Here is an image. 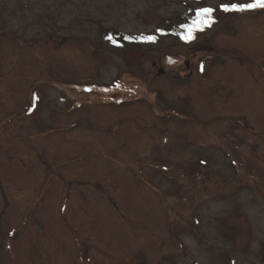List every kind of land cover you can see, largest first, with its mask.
<instances>
[{"label": "rangeland", "instance_id": "1", "mask_svg": "<svg viewBox=\"0 0 264 264\" xmlns=\"http://www.w3.org/2000/svg\"><path fill=\"white\" fill-rule=\"evenodd\" d=\"M249 2L0 0V264H264Z\"/></svg>", "mask_w": 264, "mask_h": 264}, {"label": "snow or ice", "instance_id": "2", "mask_svg": "<svg viewBox=\"0 0 264 264\" xmlns=\"http://www.w3.org/2000/svg\"><path fill=\"white\" fill-rule=\"evenodd\" d=\"M257 9L264 10V0H252L249 3H231V4H222L220 6V10L225 13L228 12H248V11H255ZM216 9L210 7H202L196 13V20L193 21L191 25L185 24L183 25L187 35L183 38L186 41H191L195 39L194 32L196 31H203L205 27H211V25L215 22L213 19V13ZM108 39L116 44L117 41L114 37L109 36ZM149 40L154 41L155 37H149ZM119 46V45H118Z\"/></svg>", "mask_w": 264, "mask_h": 264}, {"label": "trees", "instance_id": "3", "mask_svg": "<svg viewBox=\"0 0 264 264\" xmlns=\"http://www.w3.org/2000/svg\"><path fill=\"white\" fill-rule=\"evenodd\" d=\"M194 20H196V18L194 16L189 17L187 20H183V21L179 22V24H176V26H172V28L169 29L168 31H162V33L167 32V34L174 35V36L181 35V34L187 35L183 25H185V24L191 25ZM196 32H199V31H196ZM196 32H194V35ZM112 37H114L115 40L119 39V38H116V36H114V32H112ZM145 37L146 36H144V37L141 36L140 38H136V37L132 38V37L122 35L123 40H125L127 43L129 42L131 45H133V44L144 45V44H149L152 42L151 40L146 39Z\"/></svg>", "mask_w": 264, "mask_h": 264}]
</instances>
